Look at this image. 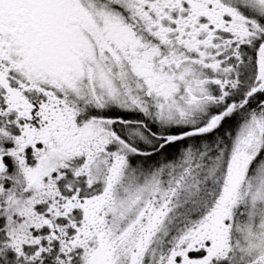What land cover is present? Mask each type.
<instances>
[{
  "label": "snow or ice",
  "instance_id": "obj_1",
  "mask_svg": "<svg viewBox=\"0 0 264 264\" xmlns=\"http://www.w3.org/2000/svg\"><path fill=\"white\" fill-rule=\"evenodd\" d=\"M0 264H264V0H0Z\"/></svg>",
  "mask_w": 264,
  "mask_h": 264
}]
</instances>
